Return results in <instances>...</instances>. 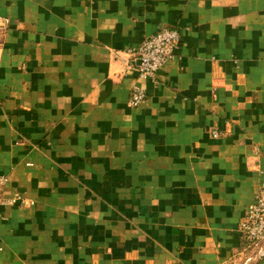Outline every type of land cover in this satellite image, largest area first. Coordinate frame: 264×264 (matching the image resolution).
Returning <instances> with one entry per match:
<instances>
[{
    "label": "crops",
    "instance_id": "1",
    "mask_svg": "<svg viewBox=\"0 0 264 264\" xmlns=\"http://www.w3.org/2000/svg\"><path fill=\"white\" fill-rule=\"evenodd\" d=\"M0 18L2 195L32 202L0 208V264H264L238 231L264 182V0H0ZM162 26L176 57L140 79L122 52Z\"/></svg>",
    "mask_w": 264,
    "mask_h": 264
},
{
    "label": "built area",
    "instance_id": "2",
    "mask_svg": "<svg viewBox=\"0 0 264 264\" xmlns=\"http://www.w3.org/2000/svg\"><path fill=\"white\" fill-rule=\"evenodd\" d=\"M6 24L7 20L0 18V34ZM180 42L179 29L162 26L135 48L124 50L122 55L127 58L126 65L130 59L137 61L132 69L138 78L155 81L162 66L175 59ZM144 99L145 92L138 87H133L129 92L127 105L130 108H137ZM213 136L216 137L217 134L214 132ZM243 168V165L239 166V169ZM5 185L6 178L0 175V208L14 206L21 210L32 205V202H24L17 193L4 198L2 194ZM238 231L242 244L241 251L248 255V260H264V182L255 189L252 200L239 221Z\"/></svg>",
    "mask_w": 264,
    "mask_h": 264
}]
</instances>
